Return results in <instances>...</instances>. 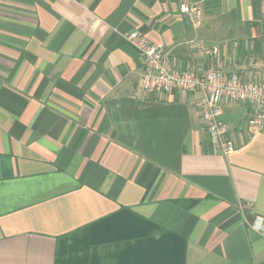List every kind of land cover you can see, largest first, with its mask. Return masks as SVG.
I'll return each instance as SVG.
<instances>
[{"label":"crops","instance_id":"0c3cea01","mask_svg":"<svg viewBox=\"0 0 264 264\" xmlns=\"http://www.w3.org/2000/svg\"><path fill=\"white\" fill-rule=\"evenodd\" d=\"M132 32L170 68L264 70V0H0V264H264V132L225 105L223 156L200 92L140 91Z\"/></svg>","mask_w":264,"mask_h":264},{"label":"built area","instance_id":"2783aa9c","mask_svg":"<svg viewBox=\"0 0 264 264\" xmlns=\"http://www.w3.org/2000/svg\"><path fill=\"white\" fill-rule=\"evenodd\" d=\"M200 8L181 5L179 13L189 18H198ZM127 43L132 45L141 55L145 69L140 80V91L145 95L168 94L173 91L201 93L199 114L203 131L209 135L211 144L223 156L235 152L230 138V127L222 118V110L229 104H246L249 116L246 121L248 134L264 132V70L249 79H243L237 72L227 77L220 70H209L202 75L190 70L170 68L165 53L160 46L151 44L146 37L137 32L124 35ZM204 53L214 56L217 48Z\"/></svg>","mask_w":264,"mask_h":264}]
</instances>
